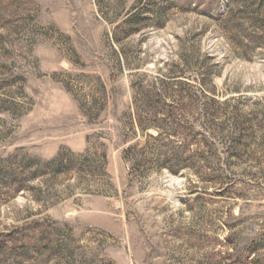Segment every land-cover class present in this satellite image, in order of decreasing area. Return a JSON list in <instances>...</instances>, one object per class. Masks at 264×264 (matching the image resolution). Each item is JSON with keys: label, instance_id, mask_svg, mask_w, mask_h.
<instances>
[{"label": "rangeland", "instance_id": "obj_1", "mask_svg": "<svg viewBox=\"0 0 264 264\" xmlns=\"http://www.w3.org/2000/svg\"><path fill=\"white\" fill-rule=\"evenodd\" d=\"M187 7L0 0V264H264V24Z\"/></svg>", "mask_w": 264, "mask_h": 264}, {"label": "trees", "instance_id": "obj_2", "mask_svg": "<svg viewBox=\"0 0 264 264\" xmlns=\"http://www.w3.org/2000/svg\"><path fill=\"white\" fill-rule=\"evenodd\" d=\"M236 5L238 9L234 8ZM218 7V0H188L187 8L207 17L216 16L220 20L219 23L234 37L244 33L245 26L264 24V0H231L222 14ZM133 18L134 16L130 15L118 29L128 28Z\"/></svg>", "mask_w": 264, "mask_h": 264}]
</instances>
